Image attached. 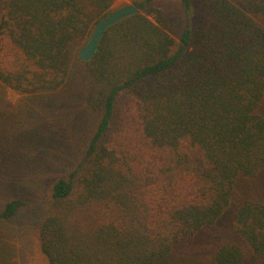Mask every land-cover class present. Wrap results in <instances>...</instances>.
<instances>
[{"label":"trees","instance_id":"1","mask_svg":"<svg viewBox=\"0 0 264 264\" xmlns=\"http://www.w3.org/2000/svg\"><path fill=\"white\" fill-rule=\"evenodd\" d=\"M154 0L84 62L99 114L38 229L49 264H264V0H178L176 41ZM114 0H1L0 84L60 91L70 46ZM196 17V24L193 22ZM25 206L12 199L0 223Z\"/></svg>","mask_w":264,"mask_h":264},{"label":"rangeland","instance_id":"2","mask_svg":"<svg viewBox=\"0 0 264 264\" xmlns=\"http://www.w3.org/2000/svg\"><path fill=\"white\" fill-rule=\"evenodd\" d=\"M132 2L114 0L111 10ZM151 5L168 19L177 41L185 23L179 1ZM83 47L71 44L68 82L54 94L22 95L0 84V211L9 200L25 202L14 218L0 223V264H49L40 251L38 229L52 186L83 160L99 121L85 102Z\"/></svg>","mask_w":264,"mask_h":264},{"label":"water","instance_id":"3","mask_svg":"<svg viewBox=\"0 0 264 264\" xmlns=\"http://www.w3.org/2000/svg\"><path fill=\"white\" fill-rule=\"evenodd\" d=\"M138 12L139 10L137 8L130 5L112 12L109 16L101 20L96 25L86 45L79 51V58L84 62L89 61L93 57L97 49V46L101 40V37L103 33L106 31V29L116 24L117 22L121 21L122 19L129 17L133 14H136Z\"/></svg>","mask_w":264,"mask_h":264}]
</instances>
